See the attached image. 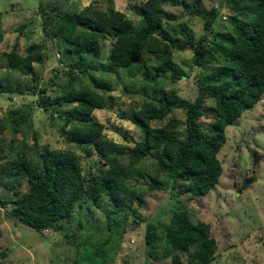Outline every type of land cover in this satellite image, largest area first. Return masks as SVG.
<instances>
[{
	"label": "trees",
	"instance_id": "1",
	"mask_svg": "<svg viewBox=\"0 0 264 264\" xmlns=\"http://www.w3.org/2000/svg\"><path fill=\"white\" fill-rule=\"evenodd\" d=\"M108 2L106 10L91 4L80 14L62 11L55 4L39 6L46 36L63 43L69 82L56 98L48 96L46 88L41 89L37 107L58 115L61 135L67 142L88 157L95 152L99 155L98 173L86 181L70 150L38 151L35 145L31 153L25 152L23 148L27 146L16 135L25 137L21 128L28 126L30 111H12L5 121H0V133L10 129L14 134L8 158L2 155L0 139V188L12 193L10 198L0 200V206L10 207L11 215L22 226L57 232L74 217V208L83 200L99 207L104 203L109 206L104 228L110 234L99 235L104 228L98 227L92 235H66L74 246L95 249L77 264H108L115 257L129 219L142 222L139 209L143 208L146 195L168 190L163 176L173 179V188L180 195L202 197L211 192L222 175L219 154L227 143V128L264 97V0H225L232 13V31L214 33L213 44L209 35L214 32L219 10L203 9L202 0H148L135 10L138 24L117 11L112 0ZM165 5L181 8V18L202 19L207 33L195 41L188 29L177 30L171 24L180 18L167 11ZM56 19L57 28L51 30L50 21ZM107 39L113 45L107 67L143 73L146 96L131 119L141 132L134 147L109 140L103 124L92 117L96 110L112 109V98L106 92L113 83L96 77L105 67L90 63V58L94 62L101 57ZM188 50L193 52L197 68L199 92L194 102L171 97L164 87L166 81L176 84L186 78L175 65L174 53ZM42 51V46L33 45L25 56L16 50L3 53L0 62L12 70L33 73L35 64L42 65L49 58ZM145 60L147 66L143 67ZM9 84L0 81L2 93L13 90ZM30 90L36 92L34 87ZM16 93H24L20 85ZM208 100L214 103L213 107L206 108ZM60 109L65 110L60 113ZM177 110L186 115L183 133L179 131V121L172 117ZM203 118L210 123L206 125ZM153 123L163 125L154 127ZM148 159H153L149 167ZM98 236H102V245L94 244ZM163 240L169 249L178 252L173 256L174 264H180L184 254L192 256L195 264H212L216 260L218 244L211 236V226L192 223L186 210L174 214L167 226H147L145 243L150 257H154L156 246ZM109 244L112 246L108 252L105 247Z\"/></svg>",
	"mask_w": 264,
	"mask_h": 264
},
{
	"label": "rangeland",
	"instance_id": "2",
	"mask_svg": "<svg viewBox=\"0 0 264 264\" xmlns=\"http://www.w3.org/2000/svg\"><path fill=\"white\" fill-rule=\"evenodd\" d=\"M147 1L112 0V4L117 11L125 13L138 24L139 17L135 10L140 9ZM42 3L58 5L62 11L73 14H80L91 4L102 10L109 6L108 0H0V57L3 53L14 50L25 56L33 45L42 46V53L49 55L44 64H35L33 73L27 74L12 70L0 62V81L10 83L9 87L13 88L10 93H2L0 88V121H5L12 111H30L28 126L21 128L25 137L22 134L16 135L17 140L27 146L23 148L24 151L31 153L35 145L38 151L70 150L78 159L84 179L90 181L91 176L98 173L99 155L95 152L88 157L74 144L67 142L61 135L62 122L58 115L46 113L37 107L41 89L46 88L47 95L56 98L64 92V87L69 82L68 62L65 63L68 56L61 41L56 38L51 41L46 36L44 20L39 11ZM201 7L208 11L213 8L219 10L214 32L209 35L210 43H214V33L217 31L221 34L231 33L232 13L226 7L225 0H202ZM165 9L180 18L178 23L171 25L177 30L188 29L195 41L207 33L202 19L181 18V8L165 5ZM50 22V29H56L57 19ZM112 46V41L107 39L101 57L94 62L90 58L91 64L95 63L99 68L105 67L103 73L95 74L96 77L109 79L113 83V88L106 92V96L112 98V109L96 110L92 117L103 124L104 134L109 140L134 147L140 141L141 132L131 119L135 108L140 107L145 99L143 73L107 67ZM174 62L186 78L176 84L164 82L165 91L171 97L194 102L199 89L193 52L176 51ZM144 64L142 66L146 67L147 64ZM83 82L87 84V81ZM17 85L24 91L22 95L16 93ZM30 87H34L36 92L31 91ZM213 106L212 101L206 102V108ZM64 110L60 109L59 112L63 113ZM172 117L179 121V131L183 133L185 113L177 110ZM202 121L206 125L210 123L206 118ZM162 125L153 123L154 127ZM13 135L10 129L0 133L2 155L6 158L11 154L9 147L14 139ZM226 137L227 143L219 154L222 175L218 185L202 197L180 195L173 188V179L163 176L164 181L169 184L168 190L146 195L143 208L139 209L142 222L137 224L132 218L129 219L117 254L108 260V264H174L173 256L178 252L169 249L166 240L156 246L154 257L149 256L145 232L149 224L167 226L171 217L181 210L187 211L192 223L211 226V236L218 244L217 257L212 264H264V97L251 111L227 128ZM152 163L153 159H148L146 166L149 167ZM11 196L12 193L0 188V200ZM108 208L105 203L99 207L90 200H83L74 208V217L63 225L62 230L54 232L44 227L36 231L22 226L18 218L11 215L10 207L5 209L0 206V264H77L85 254H92L95 249L74 246L67 241L66 235H92L98 227L104 228ZM102 234L105 237L110 233L104 228L103 232H99V235ZM98 237L100 238L96 237L94 244L102 245V236ZM111 246L109 244L105 249L109 252ZM180 264L195 263L192 262V256L184 254L181 255Z\"/></svg>",
	"mask_w": 264,
	"mask_h": 264
}]
</instances>
